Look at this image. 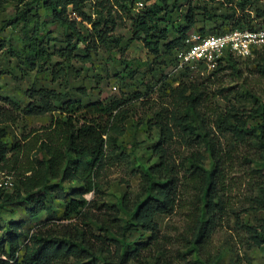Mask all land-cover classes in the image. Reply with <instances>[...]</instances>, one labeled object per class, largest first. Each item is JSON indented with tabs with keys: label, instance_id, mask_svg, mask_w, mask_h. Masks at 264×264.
Segmentation results:
<instances>
[{
	"label": "rangeland",
	"instance_id": "1",
	"mask_svg": "<svg viewBox=\"0 0 264 264\" xmlns=\"http://www.w3.org/2000/svg\"><path fill=\"white\" fill-rule=\"evenodd\" d=\"M141 1L144 7L146 1L139 0L134 11L142 8ZM184 2L180 1L175 7H181L183 13L188 6ZM191 2L198 12L194 32L201 27L209 30L215 26H219L220 31L227 30L231 27L229 20H225L229 14L234 17L245 15L247 25L252 24L257 28L264 26L263 17H258L259 11H264V0ZM240 3L246 4L245 10H242ZM115 8L113 15L116 16L117 26L112 34L122 40H112L109 48L99 44L98 50L89 56L84 50L85 43H81L72 60H68L62 53L72 31L55 21L39 0H0V115L11 111L18 116L9 120L5 118L7 115L2 116L0 130L8 132L6 141L11 143L31 129L41 130V126L50 123L49 113L34 116L21 112V108L29 103L32 89H53L83 103L102 101L110 104L118 101L121 102L119 109L125 110L127 115L125 133H112L107 137L108 156L99 180L104 196H95L94 192L85 195L88 201L97 198L99 207L91 205L87 208V215L79 214L68 219L64 218L62 207L55 203L58 216L41 223V228L46 232L60 233L75 226L82 227L89 243L95 249L100 248L103 242L95 236L103 234L100 224L110 217L104 203L116 205L126 193L132 199L136 197L140 191L141 172L159 162L153 148L162 131L155 122H161L162 116L166 118L168 112H172L180 94L186 91L188 94L191 88H199L203 94L202 109L207 128L221 144L223 166L218 177V189L222 203L217 210L215 230L207 243H201L202 247L198 249L193 245L190 228L193 219L203 210L204 203L201 200V183L190 174L189 157L199 152L206 157L204 162L207 169L215 172L216 165L204 142L198 141L195 136L187 140L174 129L169 149L171 161L179 171L178 202L172 212L157 216L160 225L158 241L149 243L131 263L264 264V249L252 242L247 230L248 225H258L264 216V210L259 209L256 202L261 180L257 169L260 167L261 151L253 136L240 142L221 126L222 115L225 116L227 111L231 121L230 112H236L237 115L251 116L249 123L253 126L262 122L261 116L251 113L259 101H264V73L258 69V63L264 56V46L257 47V52L246 58H238L234 68L225 67L216 71L217 67L212 69L206 64L181 66L175 52L162 50L155 55L141 40L130 39L133 35L131 15ZM86 10L93 17L100 16L101 10L95 1L91 0ZM24 11L27 21L23 19ZM179 14L177 10L173 12L174 30L170 39L177 36V23H183ZM103 15L107 17L104 12ZM15 19L19 20L16 25L5 24ZM35 19L43 26L40 38L47 58L39 57L37 67L33 69L22 61V50L27 42L23 32L32 31ZM79 27L87 34V28H91V25L82 22ZM46 59L45 69L39 70L38 67ZM54 73L59 76L57 79ZM114 114L118 116L117 111ZM76 184L64 183L65 186ZM13 190L3 189L6 194ZM122 215L126 216L124 213ZM48 217L50 215L46 213L43 220ZM12 218L24 220L26 230L34 231L39 226V221L31 218L23 206L0 204V237L6 233V224ZM125 238L132 243L140 242L145 237L141 231L128 229ZM28 239L29 233L22 238L23 246ZM96 257L102 260V253ZM74 260L72 258L71 262ZM92 260L85 258L81 264H93Z\"/></svg>",
	"mask_w": 264,
	"mask_h": 264
},
{
	"label": "trees",
	"instance_id": "2",
	"mask_svg": "<svg viewBox=\"0 0 264 264\" xmlns=\"http://www.w3.org/2000/svg\"><path fill=\"white\" fill-rule=\"evenodd\" d=\"M90 1L39 0L55 21L72 31L62 53L68 60H72L81 43H85L84 50L89 56L98 50L99 44L109 48L112 40H122L112 34L117 26L116 16L113 15L115 7L131 15L133 35L130 39L141 40L155 55H159L162 50L175 52L176 59V51L184 46L186 36L193 31L197 22V7L192 4V0H183L188 5L184 13L181 12V7L175 8L182 0H145L144 7L136 11L134 9L139 0H92L101 10L98 17H93L86 10ZM240 6L245 10V3H240ZM175 10L180 13L183 23H177V36L170 39L174 30L172 18ZM103 12L106 13V18ZM22 15L24 21H27L26 11ZM258 17H263L264 20V11H259ZM225 18L231 26L227 30L220 31L219 26H215L216 30L201 27L198 28L199 32L220 33L233 28H257L252 24H245V15L234 17L229 14ZM18 21L15 19L5 24L16 25ZM82 22L91 25V28H87V34L79 27ZM42 30V24L35 19L32 31L23 32L27 42L22 50V61L33 69L37 67L36 60L39 57L47 58L40 38ZM238 58L240 57L228 51L216 71L225 67L234 68ZM46 63L47 59L38 67L39 70H44ZM258 66L259 71L264 73V56ZM58 71L61 73V70ZM58 77L54 73V78ZM186 92L178 96L174 109L171 113L168 112L166 118L162 116L161 122H155L162 131L153 148L159 162L141 172V186L136 197L132 199L126 193L116 205L104 203L110 211V220L101 222L104 232L95 238L103 243L100 248L95 249L82 227L75 226L67 232L51 233L44 231L41 223H47L58 216L55 203L62 207L64 218L68 219L79 214L87 215V208L91 205L99 207L97 198L88 201L85 195L89 192H94L95 196L103 194L99 180L108 156L107 137L112 133H125L124 121L127 115L125 110L119 109L121 102L118 101L110 104L102 101L83 103L53 89H32L29 103L21 108V112L34 116L49 113L51 121L48 125L41 126V130L31 129L22 134V138L11 143L5 140L8 132L0 130V171L16 178L14 190L10 194L0 188V204L23 206L31 218L39 221V226L31 231L24 228V220L12 218L8 221L6 233L0 237V264H81V260L85 258H92L93 264H132L131 261L137 259L149 243L158 241L160 225L157 216L172 212L178 202L179 171L171 161L169 149L174 129L187 140L195 136L198 141L204 142L216 165L215 172L207 169L204 162L206 157L199 152L189 157L190 174L201 183V200L204 203L203 210L193 219L191 239L198 249L207 243L215 230L217 210L222 203V195L218 189V177L223 166L221 144L207 128L201 90L191 88L188 94ZM13 106L17 107L15 104ZM115 111L118 116L114 114ZM56 112L59 114L56 115ZM228 113L229 111L221 118L223 129L240 142L253 136L260 148L261 162L257 169L261 180L256 202L259 209L264 210V101H259L251 113L262 118L257 126L249 123V115L230 112L229 116L232 115L233 118L231 121ZM2 116L8 120L18 118L11 111L8 114L2 113L0 121H3ZM65 182L77 184L65 186ZM46 213L50 217L43 220ZM123 213L126 216L123 217ZM128 229L141 231L145 238L140 242H128L125 238ZM247 230L252 242L264 249V216L258 225H248ZM27 233L29 239L23 246L22 238ZM100 253L102 260L96 257ZM72 258L75 259L74 262H71Z\"/></svg>",
	"mask_w": 264,
	"mask_h": 264
},
{
	"label": "built area",
	"instance_id": "3",
	"mask_svg": "<svg viewBox=\"0 0 264 264\" xmlns=\"http://www.w3.org/2000/svg\"><path fill=\"white\" fill-rule=\"evenodd\" d=\"M142 5L143 2H140V7ZM184 42V46L176 51L181 66L206 64L213 69L228 51L240 58H246L253 54L255 48L264 46V26L233 28L220 33L191 31ZM15 183L16 178L13 175L0 171L1 189H13Z\"/></svg>",
	"mask_w": 264,
	"mask_h": 264
}]
</instances>
